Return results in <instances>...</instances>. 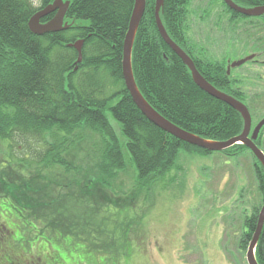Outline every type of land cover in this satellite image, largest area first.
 I'll return each mask as SVG.
<instances>
[{
	"label": "trees",
	"instance_id": "obj_1",
	"mask_svg": "<svg viewBox=\"0 0 264 264\" xmlns=\"http://www.w3.org/2000/svg\"><path fill=\"white\" fill-rule=\"evenodd\" d=\"M54 1L0 0V141L12 143L20 154L17 155V172L7 175L6 165L14 167L12 163H5V157L0 164V171H3L0 199L3 203L8 200L12 203L28 235L40 233L55 239L65 254L74 252L79 264H129L136 252L124 238H118V232L127 236L132 224L124 226L117 213L112 215L110 210L103 216L98 213V222H93L94 207H86L89 211L85 218H82L86 214L83 209L67 218L71 205L45 206L54 197V187L63 185L45 174L57 173L62 178L74 173V180H79L80 172L62 157V153L82 141L88 132L100 138V158L110 170L123 171L132 164L140 182H161L163 188L174 185L177 180L176 174L181 171L178 164L181 151L200 155L213 153L167 134L134 104L125 86L122 62L136 0H68L71 5L67 19L75 20V27L43 37L33 35L29 31V21ZM191 1L165 0L161 12L168 34L184 49L190 40L185 20ZM234 1L247 8L264 7V0ZM155 5L156 0H147L133 47L132 66L140 92L160 115L188 133L211 141H227L239 136L243 130L240 115L203 92L181 59L162 40L156 25ZM229 11L235 18L248 20L246 16ZM53 17L45 18L42 23ZM251 22L261 23L256 26L260 32L264 29V21ZM257 36L256 33L253 36L255 41L263 43L264 35ZM80 40L84 41L83 59L77 66L78 52L69 45ZM191 55L198 71L209 83L218 88L228 86L227 90L233 87L235 82L228 77L224 65L213 62L206 55L200 57L199 62ZM255 104L254 101L248 104L251 114L263 117L264 109L256 108ZM112 120L119 125V133ZM263 138L261 133L259 147L264 152ZM237 148L247 151L244 146ZM174 169L178 172L171 176ZM27 172H35L29 180L36 181V188L31 187ZM255 176L264 197V171L259 163L255 166ZM9 177L19 188L18 196L10 192ZM139 191L143 194L141 187ZM71 193L81 198V191ZM147 195L146 199L152 192ZM110 206L126 209L120 204ZM106 207L98 210L102 212ZM254 209L258 215L259 207ZM257 215L245 221L247 230L241 239L244 250L255 234ZM66 239L73 241L66 244ZM77 245L83 249H77ZM84 253L91 258L81 262L79 257ZM65 254L60 255V264H69ZM256 257L259 264H264V231Z\"/></svg>",
	"mask_w": 264,
	"mask_h": 264
},
{
	"label": "rangeland",
	"instance_id": "obj_2",
	"mask_svg": "<svg viewBox=\"0 0 264 264\" xmlns=\"http://www.w3.org/2000/svg\"><path fill=\"white\" fill-rule=\"evenodd\" d=\"M229 10L223 0H192L185 20L188 39L195 43L200 57L206 55V58L224 66L228 61L231 65L246 58L249 53L264 52L263 45L253 38L255 33L257 37L264 35V29L260 32L256 28L260 22L232 18ZM259 62L257 65L248 63L239 69H232V76L242 80L239 84L241 91L244 95L255 96V107L263 110L264 57ZM260 116H253V127L264 119V116ZM112 124L119 133V125L113 120ZM262 134L264 137V131ZM118 136L123 140L120 134ZM100 143L97 135L88 132L82 141L62 153V157L81 176L76 181L74 173L62 178L57 173L45 174L54 178L55 183L60 181L63 184L60 188L54 187V197L45 206L54 208L57 203L67 207L71 205L67 218L74 217L82 209L86 210L82 216L85 218L89 211L86 207H94L93 222H98L99 216H103L106 211L110 210L112 215L117 213L122 219L119 220L121 224H132L127 236L118 232V238H124L136 252L132 257L133 262L129 264H248L249 245L244 250L241 242L247 230L245 221L255 207L260 210L264 205V197L261 196L255 176L256 159L250 150L236 147L229 155H200L181 151L178 156L181 171L179 173L174 169L170 173L172 176L178 172L177 180L174 185L163 188L161 182H140L136 167L132 164H128L123 171L110 170L102 164ZM17 155L20 154L12 143L0 141V164L5 157V163H12L14 167L6 165L4 169L7 175L17 172ZM31 173L35 172H27L26 178L32 182L31 187L36 188V181L29 180L33 178ZM1 175L3 171H0ZM37 181L40 182V177ZM8 184L12 189L10 192L18 196L19 188L11 177ZM75 190L81 191V198L74 197L71 192ZM150 191L152 196L146 199ZM113 204L115 207L120 204L126 209L118 210L110 206ZM108 205L111 208L106 207ZM7 206L0 201V207L12 209L10 204ZM103 207L106 208L102 212L98 210ZM22 236L25 239L22 250L15 245L19 237L12 236L8 241L13 258L15 256L24 264H32L33 261L38 264L34 258H42L46 264H60V255L65 253L55 239L41 236L40 233L30 236L25 232ZM72 241L65 240L66 244ZM77 249L81 250L83 246L77 245ZM70 252L65 254L68 258L66 262L79 264L74 259V252ZM90 258L84 253L79 260L82 262ZM100 260L97 261L101 263Z\"/></svg>",
	"mask_w": 264,
	"mask_h": 264
},
{
	"label": "water",
	"instance_id": "obj_3",
	"mask_svg": "<svg viewBox=\"0 0 264 264\" xmlns=\"http://www.w3.org/2000/svg\"><path fill=\"white\" fill-rule=\"evenodd\" d=\"M223 1L228 8L240 15L250 18H258L264 16V7L247 8L236 3L234 0ZM164 3L165 0H156L155 5L156 25L162 40L172 50V52L181 59L183 64L189 70L193 81L203 92L228 105L240 115L243 122V130L239 136L227 141L207 140L191 133H188L187 131L177 127L176 125L165 119L162 115H160L146 101V99L140 92L134 77L132 66V54L135 39L146 11L147 0L135 1L134 11L131 17L129 30L125 38L123 49V77L125 86L134 104L152 124L160 128L167 134L173 136L181 142L187 143L209 153H223L237 145L245 146L248 150H250V152L264 171V152L256 144L264 129V119L256 125L252 133L253 118L248 107L242 102L238 101L236 98L218 90L201 75L192 58L183 49H181L168 34L161 19V12L164 7ZM70 5L71 2L68 0H55L51 5L39 11L31 18L28 24L29 31L35 36L43 37L49 34L67 31L75 27V21L73 22V24L65 22V18L69 12ZM51 15H54V17L49 22L42 23L45 18L50 17ZM83 46V40L77 41L76 43L69 45L70 48H74L78 52V60L76 62L77 66L82 62L83 59ZM255 58V55H250L242 60L231 64V66L228 67V74H230V71L232 69L240 68L252 62ZM263 231L264 205L261 210L255 234L248 247V264H259L256 257V250L262 237Z\"/></svg>",
	"mask_w": 264,
	"mask_h": 264
},
{
	"label": "flooded vegetation",
	"instance_id": "obj_4",
	"mask_svg": "<svg viewBox=\"0 0 264 264\" xmlns=\"http://www.w3.org/2000/svg\"><path fill=\"white\" fill-rule=\"evenodd\" d=\"M232 18H234V17L232 16ZM247 19H248V21H250V20H261V21H264V16L258 17V18H250V17H248ZM74 21L75 20L70 21L69 19H67V16L65 18V22H67V23H70V24L72 23L73 24ZM216 27H218V26H216ZM188 41H189L188 45H186V49L187 50L184 49V47L182 45L178 44L175 41L174 42L176 44H178V46L181 49H183L192 58L194 63H195V60L193 59L191 54H193V56L197 59V61L200 62L201 61L200 55L196 52L195 43H193L190 40H188ZM260 44L263 45V47H264V42L263 43L260 42ZM248 55L249 56L250 55H255L256 56V58L252 62H250V64L257 65L258 63H260L259 62L260 59L264 57V52H253V53H249ZM230 66H231L230 65V61H228L226 66H225V69H226V73H227L228 77L232 78L233 82H235L233 87L231 86V88H233V90L231 88H230V90H227L228 86L227 87L223 86L221 88H218V87H216L214 85L213 86L216 87L221 92L236 98L238 101H240L243 104H245L248 107V109H249V105L248 104H251V102L254 101L256 99V97L253 96V95H249V96L244 95L243 91H241V86L239 85V84H241L242 80L240 78H236L235 75H234L235 77L232 76V71H234L235 69L231 70L230 74H228V67H230ZM235 91H236V93H235ZM255 127H253V129H252V133H253V130H254ZM252 133H251V135H252ZM260 138H261V135H260ZM260 138H259V140L256 143L258 147H259V144H260V141H261ZM237 146H240V145H237ZM237 146H235V147H237ZM229 151H231V150H227L226 152H223V154L229 155L231 153ZM255 162L256 163L254 165L256 166V164L258 162H257V160ZM0 201L2 202L1 199H0ZM7 204L11 205L12 203L9 200L3 203L4 206L9 207V206H7ZM6 207H0V264H24V263H21L20 261H18L15 258V256L13 258L10 255L11 252H9L10 248L8 247V241H9V239L12 236L19 237L20 240H15V245L19 249L22 250V248H23L22 246H23L24 241H25L24 236H22V234L25 233V223L22 222V218L17 215L15 209L6 208ZM261 210H262V208L260 210H258V215H257L256 209H253V211H252V213H251L249 218L255 217L257 215V218H258V221H259ZM8 222H11V223H8ZM33 228L34 229H40V227H37V226H33ZM260 242H261V239H260ZM34 259L37 260L38 264H46V261H43L42 258H34ZM32 264H35V261H33Z\"/></svg>",
	"mask_w": 264,
	"mask_h": 264
},
{
	"label": "bare ground",
	"instance_id": "obj_5",
	"mask_svg": "<svg viewBox=\"0 0 264 264\" xmlns=\"http://www.w3.org/2000/svg\"><path fill=\"white\" fill-rule=\"evenodd\" d=\"M49 22V21H48ZM236 149V147H233V148H231V151H234Z\"/></svg>",
	"mask_w": 264,
	"mask_h": 264
}]
</instances>
